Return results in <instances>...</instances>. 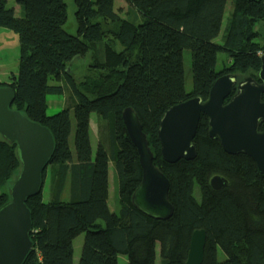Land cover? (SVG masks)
Here are the masks:
<instances>
[{
	"label": "trees",
	"instance_id": "16d2710c",
	"mask_svg": "<svg viewBox=\"0 0 264 264\" xmlns=\"http://www.w3.org/2000/svg\"><path fill=\"white\" fill-rule=\"evenodd\" d=\"M7 1L0 0V28L17 34L19 58L16 74L0 86L13 92L10 108L46 127L54 141L41 190L25 202L34 247L22 264H73V241L80 234L77 264H117L118 255L126 257L125 264H155L157 246L160 264H186L191 235L200 229L205 231L202 264H264V174L255 163L243 154H226L208 136L204 115L193 139V160L164 162L157 136L169 108L195 97L205 100L218 77L229 73L258 81L264 0H231L220 44L214 39L228 0H123L127 18L114 10L115 0H73L76 35L62 28L63 0H16L19 16ZM184 50L190 52V91ZM220 52L229 64L217 69ZM88 54L87 63L78 61ZM67 87L72 107L48 115V97L63 95ZM125 108L138 116L153 165L169 181L173 214L168 220L150 218L131 203L141 168L121 118ZM91 113L103 126L94 156ZM258 131L264 132V122ZM109 162L117 179L114 213L107 204ZM19 170L15 144L0 137V207L9 202ZM213 176L227 185L212 189ZM46 177L49 200L43 201Z\"/></svg>",
	"mask_w": 264,
	"mask_h": 264
},
{
	"label": "water",
	"instance_id": "95a60500",
	"mask_svg": "<svg viewBox=\"0 0 264 264\" xmlns=\"http://www.w3.org/2000/svg\"><path fill=\"white\" fill-rule=\"evenodd\" d=\"M257 78L258 81L250 76L239 79L235 74H224L213 83L205 100L195 97L169 108L157 129L163 161L173 164L196 157L193 139L200 115H204L208 136L217 139L226 154L246 155L264 174V132L258 131L264 122V55L260 58ZM229 96V101L224 104ZM12 101V90L0 86V137L15 144L20 161V170L9 190L10 200L0 207V264H22L33 250L29 238L31 214L25 202L39 194L41 173L54 148L50 131L12 110ZM121 118L137 150L141 168V180L131 195V203L150 218L168 220L173 214L168 199L169 181L153 165V154L134 110L125 108ZM226 185V180L219 176L210 180L214 190ZM204 246L205 231H194L186 264H202Z\"/></svg>",
	"mask_w": 264,
	"mask_h": 264
},
{
	"label": "rangeland",
	"instance_id": "374dc122",
	"mask_svg": "<svg viewBox=\"0 0 264 264\" xmlns=\"http://www.w3.org/2000/svg\"><path fill=\"white\" fill-rule=\"evenodd\" d=\"M66 4V21L63 24L62 28L63 30L69 34V35H76L77 34V26L74 18V3L73 0H63ZM6 6L8 8H13L15 11V14L17 16L20 15V7L16 3V0H8L6 3ZM128 5L123 0H115L114 2V10L120 14L122 18H127L126 12L128 10ZM231 10V0H228L226 2V7L224 11V17L222 20V26L220 29L219 35L214 39V42L217 44L221 43L223 31L226 24L227 16L229 15V12ZM141 17L137 19V21H140ZM261 31V33L264 36V29L261 27H258ZM0 30H6L9 32V34L0 33V48L3 49V54L0 53V67L1 64L3 65L0 69V81H8L11 74H16L17 71V65H18V58H19V44H18V36L13 31L6 29V28H0ZM91 59L90 54L86 56L84 59L78 60L79 62L87 63V61ZM228 60L227 56L224 53H218L217 55V69H222V67L228 66ZM183 65H184V77H185V89L186 91H190L192 88V80H191V63H190V52L189 50L183 51ZM77 75V73H76ZM80 76V75H79ZM73 78L77 80L76 76L74 75ZM70 88H64V93L61 96H49L48 97V108H47V114L52 115L55 114L65 107H72L73 101L71 98V92L69 93ZM72 112V111H71ZM70 112V115L72 113ZM98 116L95 113L90 114V144H91V150H92V156H94L98 138H99V130L103 126H100L97 122ZM72 120V131L69 138V144L71 150H73V135H74V128H75V122L73 120V117L71 116ZM102 123H104L102 121ZM106 123V122H105ZM103 131V130H102ZM108 142V138H107ZM109 197H108V207L111 212H117L118 211V202H117V179L114 172L113 163L109 162ZM49 168V167H48ZM1 193V190H0ZM66 193H63V199H65ZM42 199L43 201L49 200V177L45 178L43 187H42ZM84 234H80L76 239L73 241V248H74V255H73V264H77L79 255H80V249L83 242ZM126 263V257L122 255H118V262L117 264H125ZM155 264H160V258H159V249L158 246L156 247V260Z\"/></svg>",
	"mask_w": 264,
	"mask_h": 264
},
{
	"label": "crops",
	"instance_id": "0c3cea01",
	"mask_svg": "<svg viewBox=\"0 0 264 264\" xmlns=\"http://www.w3.org/2000/svg\"><path fill=\"white\" fill-rule=\"evenodd\" d=\"M138 19H139V17H137ZM0 33H5V34H9V32L8 31H6V30H0ZM0 53L1 54H3V49L2 48H0ZM2 64H1V67H0V69L2 68ZM6 82H8V81H0V84L1 83H6ZM108 197H109V172H108ZM108 203V202H107Z\"/></svg>",
	"mask_w": 264,
	"mask_h": 264
}]
</instances>
